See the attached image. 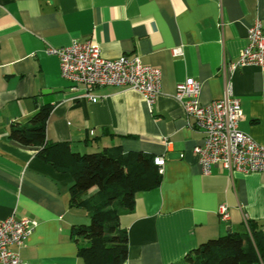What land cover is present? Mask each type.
I'll list each match as a JSON object with an SVG mask.
<instances>
[{
	"label": "crops",
	"instance_id": "crops-1",
	"mask_svg": "<svg viewBox=\"0 0 264 264\" xmlns=\"http://www.w3.org/2000/svg\"><path fill=\"white\" fill-rule=\"evenodd\" d=\"M257 21L264 26V0H0V220L36 222L13 247L25 264H83L71 231L89 223L86 208L70 206L71 176L8 139L11 125H26L43 107L51 108L46 139L74 152L120 146L164 157L159 185L137 193L133 210L119 216L128 239L122 264L179 263L227 229L248 232L249 220L264 230V172L213 166L204 175L193 151L203 136L174 98L187 78L198 82L201 104L220 99L229 85L241 104L240 131L262 143L264 62L225 70ZM88 40L103 58L138 56L161 71L150 108L137 92L117 86L93 88L92 102L84 88L61 78L57 58L45 50Z\"/></svg>",
	"mask_w": 264,
	"mask_h": 264
},
{
	"label": "trees",
	"instance_id": "trees-1",
	"mask_svg": "<svg viewBox=\"0 0 264 264\" xmlns=\"http://www.w3.org/2000/svg\"><path fill=\"white\" fill-rule=\"evenodd\" d=\"M50 107L40 108L26 125H11L8 139L36 150L42 162L72 178L70 206L84 207L88 224L72 227L77 255L83 264H122L127 259V232L119 216L131 212L136 194L157 187L161 175L154 156L141 152L124 153L120 146L80 154L65 142H50L45 122ZM91 188L96 193L84 198ZM248 232L229 231L209 239L188 252L179 263L169 264H259L264 258V230L260 223L246 222Z\"/></svg>",
	"mask_w": 264,
	"mask_h": 264
},
{
	"label": "built area",
	"instance_id": "built-area-1",
	"mask_svg": "<svg viewBox=\"0 0 264 264\" xmlns=\"http://www.w3.org/2000/svg\"><path fill=\"white\" fill-rule=\"evenodd\" d=\"M246 40L238 59L225 67L230 73L245 66H262L264 62V26L255 22L247 29ZM45 53L57 58L61 78L73 89L84 88V97L92 102L98 99L92 94L93 88L117 86L137 92L150 108L160 89L158 68L143 64L138 56L103 58L94 41H73L61 48H47ZM198 95L199 84L192 78L175 87L174 98L183 107L187 125L203 136L202 143L193 150L202 173L210 174L213 166L244 174L264 172V141L257 143L240 131L241 104L229 85L220 99L207 104H201ZM153 162L161 174L164 157L156 156ZM218 215L226 221L227 208L220 206ZM35 227L36 222L28 219L0 220V264H25L13 247L22 246Z\"/></svg>",
	"mask_w": 264,
	"mask_h": 264
},
{
	"label": "water",
	"instance_id": "water-1",
	"mask_svg": "<svg viewBox=\"0 0 264 264\" xmlns=\"http://www.w3.org/2000/svg\"><path fill=\"white\" fill-rule=\"evenodd\" d=\"M229 232V229H227V233Z\"/></svg>",
	"mask_w": 264,
	"mask_h": 264
},
{
	"label": "rangeland",
	"instance_id": "rangeland-1",
	"mask_svg": "<svg viewBox=\"0 0 264 264\" xmlns=\"http://www.w3.org/2000/svg\"><path fill=\"white\" fill-rule=\"evenodd\" d=\"M227 233H225V235H226Z\"/></svg>",
	"mask_w": 264,
	"mask_h": 264
}]
</instances>
